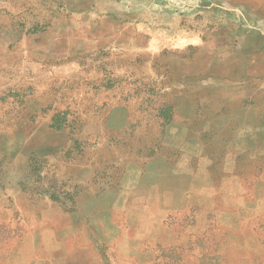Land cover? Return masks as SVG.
I'll list each match as a JSON object with an SVG mask.
<instances>
[{
  "label": "rangeland",
  "instance_id": "1",
  "mask_svg": "<svg viewBox=\"0 0 264 264\" xmlns=\"http://www.w3.org/2000/svg\"><path fill=\"white\" fill-rule=\"evenodd\" d=\"M180 1L0 0V264H264V0Z\"/></svg>",
  "mask_w": 264,
  "mask_h": 264
},
{
  "label": "trees",
  "instance_id": "2",
  "mask_svg": "<svg viewBox=\"0 0 264 264\" xmlns=\"http://www.w3.org/2000/svg\"><path fill=\"white\" fill-rule=\"evenodd\" d=\"M150 85L152 91H154L152 96L153 99L151 100L153 109H147L143 111L142 118L136 121L133 127L140 125H143L144 127L146 125H150V122H152L157 124V126L161 128L163 132L165 126L171 123L176 116L174 105L172 100L167 97L166 93H161V89H157V87L155 88V85ZM69 110L70 109L66 108L55 111L49 126L55 130H69V134L73 137L75 145L80 148L84 143L87 142L84 139V136L81 134L85 120H83L84 117L80 114L69 116ZM33 117L34 115L31 114V118ZM161 135H159L160 139ZM157 139L158 140L156 141L154 140V145L158 144L159 138ZM152 154L150 153V155Z\"/></svg>",
  "mask_w": 264,
  "mask_h": 264
},
{
  "label": "crops",
  "instance_id": "3",
  "mask_svg": "<svg viewBox=\"0 0 264 264\" xmlns=\"http://www.w3.org/2000/svg\"><path fill=\"white\" fill-rule=\"evenodd\" d=\"M180 2H182V5L175 3V2L174 3L176 4V6L180 5L182 7H185L188 10L187 12L181 11L179 12V14L188 15L192 17H198L200 15H205L204 17L208 19L212 15H214V13L217 10H219L218 12H223V13L224 12L231 13L233 10L234 11L236 10L235 7L230 6V3H231L230 0H181ZM245 6L247 7V4H245Z\"/></svg>",
  "mask_w": 264,
  "mask_h": 264
}]
</instances>
